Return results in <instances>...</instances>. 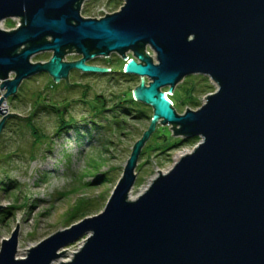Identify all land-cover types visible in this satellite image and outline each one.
Segmentation results:
<instances>
[{"label":"water","instance_id":"water-1","mask_svg":"<svg viewBox=\"0 0 264 264\" xmlns=\"http://www.w3.org/2000/svg\"><path fill=\"white\" fill-rule=\"evenodd\" d=\"M85 1L0 0V23L20 21L0 27V136L20 116L4 105L25 80L48 74L71 86L73 70L108 73L87 62L113 53L140 78L132 96L153 115L102 212L24 258L18 222L1 242L0 264H53L81 239L59 264H264V0H124L101 18L82 15ZM45 52L48 61H32ZM71 54L81 58L68 61ZM192 75L217 88L180 114L163 89L173 93ZM158 125L200 141L133 197L139 157Z\"/></svg>","mask_w":264,"mask_h":264},{"label":"rangeland","instance_id":"rangeland-1","mask_svg":"<svg viewBox=\"0 0 264 264\" xmlns=\"http://www.w3.org/2000/svg\"><path fill=\"white\" fill-rule=\"evenodd\" d=\"M123 3L87 0L81 13L97 17L119 10ZM12 22H1L0 27L8 28ZM51 56L45 52L32 61H48ZM192 76L196 77L190 80L197 82L200 90L210 87L207 92H198L196 104L189 101L194 95L182 88L176 109L180 114L187 108L198 109L217 88L207 76ZM74 77L80 81L77 86L73 75L68 78L71 86L66 80L47 82L45 74L37 75L25 80L17 95L6 100L9 111L20 116L9 119L0 136V205L6 206L0 210V248L20 222L18 258H24L30 247L56 231L82 220L83 215L104 210L135 142L153 115L151 107L127 92L140 83L137 76L123 80L119 75L74 73ZM163 90L168 93V88ZM173 93L168 94L171 99ZM30 115L40 129L34 135L23 120ZM171 127L158 125L142 149L131 196L142 193L160 171H168L200 141L198 137L192 141L173 135ZM82 243L83 239L66 247L65 255L53 264L70 260Z\"/></svg>","mask_w":264,"mask_h":264},{"label":"flooded vegetation","instance_id":"flooded-vegetation-1","mask_svg":"<svg viewBox=\"0 0 264 264\" xmlns=\"http://www.w3.org/2000/svg\"><path fill=\"white\" fill-rule=\"evenodd\" d=\"M74 56H76V57H74ZM68 57H71L70 59H67L68 61L78 60L81 58L80 56H78L76 54L68 55L67 58ZM121 62H124V60L121 58V56H119V55L112 56V54H111L109 57H106V58L105 57H96V58L90 60L89 62H87V64L106 67L110 70L108 73L96 74V75H105V76L110 75L111 77H115L116 75L117 76L119 75L123 78V80H128L129 79L128 77H131L133 75L124 73V67H123V64L121 65ZM117 63H119V64H117ZM114 66H116V67L120 66V68L117 69V68H114ZM74 73L80 74V75H82V74H86V75L95 74V73H83V72L78 71V70L71 71L69 74V77H72V75H73V79L76 82V86L78 85L77 82H80V81L76 80V78L74 77ZM45 75L48 78L47 82L53 80V78L50 75H48V74H45Z\"/></svg>","mask_w":264,"mask_h":264},{"label":"trees","instance_id":"trees-1","mask_svg":"<svg viewBox=\"0 0 264 264\" xmlns=\"http://www.w3.org/2000/svg\"><path fill=\"white\" fill-rule=\"evenodd\" d=\"M11 26V25H10ZM40 59H43L44 58V55L43 56H40L39 57ZM39 60V59H38ZM126 64V63H125ZM125 66V65H124ZM194 77H196V76H190V77H188V78H185L184 79V82L181 84V85H179V87H178V89H176L175 91H174V93H173V95H172V97H173V99H171L172 101H173V107L175 108V109H177V104L178 103H180V98H179V94H178V92L182 89V88H184V91H188V92H190V94L192 95H194V98L193 99H190L189 101L191 102V103H193V104H196V102H195V97H196V95L198 94V92L200 91V92H207L208 91V88L210 87V86H205L203 89H199L200 87H198L197 85H196V83L197 82H193V81H191L190 79L191 78H194ZM200 78H202V77H200ZM202 79H204V78H202ZM187 81V82H186ZM205 81H207L206 80V78H205ZM189 82V83H188ZM128 92H130L129 94H131V96H132V92L131 91H128ZM165 92H167V91H165ZM187 92V93H188ZM33 103H34V105H35V101H33ZM27 124H26V126L30 129V131H31V133H32V135H34V134H36V133H39L40 132V129H39V127H37L35 124H34V121H35V119L33 118V116H28V117H26V118H24L23 119ZM41 136V135H40ZM197 137H194V138H192V141H194L195 139H196ZM183 141V140H182ZM142 154V153H141ZM85 216L86 215H83L82 217H80L79 218V220L80 219H83V218H85ZM73 217H76V215L75 216H73Z\"/></svg>","mask_w":264,"mask_h":264},{"label":"built area","instance_id":"built-area-1","mask_svg":"<svg viewBox=\"0 0 264 264\" xmlns=\"http://www.w3.org/2000/svg\"><path fill=\"white\" fill-rule=\"evenodd\" d=\"M106 14H107V13H106ZM106 14H101V15L95 17V18H101V17L105 16ZM6 20H12V21H13V22H12V25L9 26L8 28H2V29L11 30V29H15V28H17V27L20 25L19 18L14 17V18H11V19H6ZM6 20H4V21L6 22ZM4 21H2V22H4ZM148 52H149V51H148ZM149 53H150V52H149ZM130 55H131V53H128L129 58H130ZM131 56H132V55H131ZM13 77H14V75H13V74H10V79H12ZM2 82H3V80L0 79V98H1V97L4 95V93H5V90H2V89H1V84H2ZM170 102H171V104H172V106H173V102H172V101H170ZM4 107L8 108V106H7V102H6V104L4 105ZM8 110H9V108H8ZM9 112H10V111H9ZM0 119H1V117H0Z\"/></svg>","mask_w":264,"mask_h":264},{"label":"bare ground","instance_id":"bare-ground-1","mask_svg":"<svg viewBox=\"0 0 264 264\" xmlns=\"http://www.w3.org/2000/svg\"><path fill=\"white\" fill-rule=\"evenodd\" d=\"M166 98L170 101V98H169V95L168 93L166 92ZM20 256V255H19Z\"/></svg>","mask_w":264,"mask_h":264},{"label":"clouds","instance_id":"clouds-1","mask_svg":"<svg viewBox=\"0 0 264 264\" xmlns=\"http://www.w3.org/2000/svg\"><path fill=\"white\" fill-rule=\"evenodd\" d=\"M125 67V66H124ZM170 98V97H169ZM170 101H171V99H170Z\"/></svg>","mask_w":264,"mask_h":264}]
</instances>
